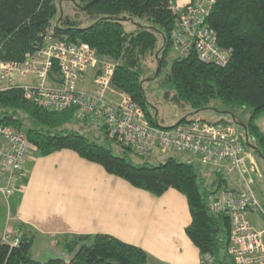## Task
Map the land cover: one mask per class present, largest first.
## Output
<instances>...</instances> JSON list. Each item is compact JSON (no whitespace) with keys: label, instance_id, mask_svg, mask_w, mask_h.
Here are the masks:
<instances>
[{"label":"trees","instance_id":"obj_1","mask_svg":"<svg viewBox=\"0 0 264 264\" xmlns=\"http://www.w3.org/2000/svg\"><path fill=\"white\" fill-rule=\"evenodd\" d=\"M63 0H0V60L22 62L26 55L43 45V36L52 26L56 34L73 42L89 44L97 56L114 63L111 85L131 95L144 110L147 119L156 123L147 112V99L142 88L143 61L157 54L155 76L160 79L163 97L173 104L199 111L218 100L228 111L249 109L243 121L250 142L264 160V131L257 119L264 113V0H216L208 16L219 47L231 49L225 66L200 61L195 55L174 57L169 33L173 14L169 0H80L75 10L94 17L86 27L78 26L73 17L63 13ZM84 6L80 9L78 6ZM135 17L145 22L134 31H126L122 21ZM76 117L75 109L49 111L23 96L19 88L0 91V123L23 130L39 155L69 149L81 158L99 164L109 174L118 176L136 188L160 195L174 188L185 195L191 222L186 234L214 264H234L227 249L230 220L221 213L208 215L207 193L228 187L223 176L213 173L211 187L199 179L196 166L170 157L158 164H148L146 157L134 163L126 155H115L109 147L90 140L67 126ZM182 118L176 124L183 123ZM221 123H231L222 121ZM175 124V125H176ZM106 133V132H105ZM107 135V134H106ZM246 149H249L246 146ZM125 151V152H127ZM256 152V151H255ZM21 239L10 247L0 237V264H146L147 254L139 247L106 234L81 235L70 243L69 260L55 257L45 261L31 255L33 236L21 227Z\"/></svg>","mask_w":264,"mask_h":264},{"label":"built area","instance_id":"obj_2","mask_svg":"<svg viewBox=\"0 0 264 264\" xmlns=\"http://www.w3.org/2000/svg\"><path fill=\"white\" fill-rule=\"evenodd\" d=\"M216 0H169L173 14L169 33L171 51L179 58L195 55L204 63L225 66L231 49L219 47L208 16ZM114 63L100 59L87 43L73 42L56 34L51 26L43 36V45L26 55L22 62L0 60V91L19 88L23 96L49 111L75 109L77 118L99 124L107 136L138 157L154 151L175 150L191 154L199 163L231 182L228 187L207 193L208 215H228L231 225L228 254L234 264H264V227L255 228L251 212L264 209L252 188L255 162L248 159L244 133L232 123L189 119L172 126L151 123L131 95L111 85ZM94 72L92 89L80 86ZM32 81H26V78ZM34 146L26 134L0 123V197L8 204L17 190ZM192 163V162H191ZM250 164V166H249ZM239 175L240 179L235 176ZM20 230L13 227L1 236L10 247L20 242ZM201 264H214L209 255Z\"/></svg>","mask_w":264,"mask_h":264},{"label":"crops","instance_id":"obj_3","mask_svg":"<svg viewBox=\"0 0 264 264\" xmlns=\"http://www.w3.org/2000/svg\"><path fill=\"white\" fill-rule=\"evenodd\" d=\"M93 77V71L86 74L80 86L92 89ZM91 123L83 118L80 124ZM257 125L264 131V113ZM250 150L247 164L249 159L255 162ZM23 172L8 204L0 197V237L20 225L33 236V258L69 260L74 237L106 234L141 248L146 264H201L200 251L186 234L191 222L188 202L176 189L154 195L69 149L48 155L32 152ZM248 218L255 228L264 227L258 213L251 212Z\"/></svg>","mask_w":264,"mask_h":264},{"label":"rangeland","instance_id":"obj_4","mask_svg":"<svg viewBox=\"0 0 264 264\" xmlns=\"http://www.w3.org/2000/svg\"><path fill=\"white\" fill-rule=\"evenodd\" d=\"M79 2L80 0H63L62 2V6L64 8L63 13L73 17V19L78 22V26L86 27L90 25L92 22H94V17L86 15L83 10H75L74 3H79ZM55 22H56V18H53L52 26L55 25ZM122 22L124 25V29L126 31H134L139 25H142L145 22V20L143 18L135 17L132 21H122ZM174 57L177 56L173 51H170V54L167 59L168 63H170ZM158 62L159 60L157 59V54L155 55L152 54V56H148L143 61V66L141 70L142 88L148 102L146 105L147 112L150 114L153 120L157 121L161 126H172L185 117L189 119L200 118L208 122L228 121L234 124L240 133L242 134L244 133L242 127L234 123L231 120V116L225 113V112L231 113L232 111H228L227 108L223 106L216 99H212L207 108L199 111H194L187 107L182 108L166 100L163 97V88L160 85V79L163 77L165 70L166 71L168 70L169 65L167 66V68L166 67L163 68V72L156 77L155 72L157 69ZM248 110L249 109H237L233 113L240 120H245ZM81 121L82 118L75 117L73 122L69 124L67 128L78 131L79 133L83 134L90 140L96 141L99 144L109 147L112 150L113 154L115 155L121 156L125 154L126 157L129 160H132L134 163L141 162V160L138 157L133 155L131 152L125 150L121 145H119L118 143L107 137L105 130L97 127L95 123H91V126L90 125L84 126L80 124ZM21 132L25 133L23 130H21ZM33 146H34L33 152H37L38 154V149L36 145L33 144ZM251 150L250 152L255 159V168H256L255 171H253L250 174L252 177V188L259 200L260 205H262L264 209V160L255 151L253 150L251 151ZM170 157L175 158L179 162H192L197 168L199 179L200 181L203 182V185L206 186L207 188L209 187L213 188L211 186L213 179V172L211 168L207 165H203L199 163L189 153H180L175 150H169L168 153L161 154L157 150L154 151L151 154V156L148 159H146V161L148 164H158ZM235 177L237 179H240L239 175H236ZM255 213L259 214V212H255ZM15 227L19 228L20 225H17ZM19 235L21 239V234ZM45 251L46 253H48L52 250H45ZM52 253H53L52 255L53 257L54 252L52 251ZM34 254H36V251H34ZM38 254H42V252L39 251Z\"/></svg>","mask_w":264,"mask_h":264},{"label":"water","instance_id":"obj_5","mask_svg":"<svg viewBox=\"0 0 264 264\" xmlns=\"http://www.w3.org/2000/svg\"><path fill=\"white\" fill-rule=\"evenodd\" d=\"M93 1H94V0H92V2H93ZM77 6H78L80 9H85V8L87 7V4L84 5V6H80V5L77 4ZM225 113H227V114H229V115L231 116V120H232L234 123H236V124H238L239 126L242 127L243 132H244V143H245V145H246L249 149H252V150L256 151V153L260 156V155H261L260 152H259V151L256 149V147L250 142L249 135H248L247 132H246V125H245V123H244L243 121H239V120L235 119V118H234V115H233L232 113H228V112H225Z\"/></svg>","mask_w":264,"mask_h":264}]
</instances>
